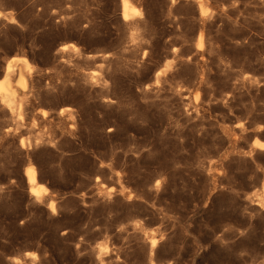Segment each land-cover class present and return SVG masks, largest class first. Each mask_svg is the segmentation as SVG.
<instances>
[{
    "label": "rangeland",
    "instance_id": "1",
    "mask_svg": "<svg viewBox=\"0 0 264 264\" xmlns=\"http://www.w3.org/2000/svg\"><path fill=\"white\" fill-rule=\"evenodd\" d=\"M128 1L0 0V264H264V0Z\"/></svg>",
    "mask_w": 264,
    "mask_h": 264
},
{
    "label": "bare ground",
    "instance_id": "2",
    "mask_svg": "<svg viewBox=\"0 0 264 264\" xmlns=\"http://www.w3.org/2000/svg\"><path fill=\"white\" fill-rule=\"evenodd\" d=\"M133 10L132 6L130 5L128 0H120V11H121V16L122 19H126L128 15H130L131 11ZM202 35L198 33L197 38H196V47L200 48L202 45ZM65 49L64 45L58 46L57 51L61 52ZM13 60L12 62H10ZM10 61L5 63L4 68H2V79L0 80V100L6 104V106L12 111V105L14 102V97L15 95V90L10 86L7 77L10 76L11 74H14V66H16V62L18 61L19 63H22L23 65H27V61L25 57L23 56H12L10 57ZM16 61V62H14ZM21 64V65H22ZM19 66V65H18ZM21 68V66H20ZM160 71L155 72V78L159 75ZM15 86L18 88L21 94L27 93V79L25 74L18 69V71L15 74ZM29 83V82H28ZM61 112V111H60ZM260 145H264V141L260 140H253L252 146L263 149L264 147H260ZM23 174L26 179L27 187H28V192L30 194H36L35 192V185H40L36 181V174L35 170L31 166H26L23 169ZM264 205V204H263ZM48 207L50 210H53V203L49 202ZM156 239L154 238L153 235L149 237V245L153 246L156 242Z\"/></svg>",
    "mask_w": 264,
    "mask_h": 264
},
{
    "label": "snow or ice",
    "instance_id": "3",
    "mask_svg": "<svg viewBox=\"0 0 264 264\" xmlns=\"http://www.w3.org/2000/svg\"><path fill=\"white\" fill-rule=\"evenodd\" d=\"M260 147H264V145H260Z\"/></svg>",
    "mask_w": 264,
    "mask_h": 264
}]
</instances>
